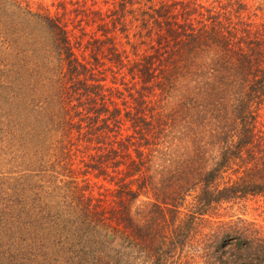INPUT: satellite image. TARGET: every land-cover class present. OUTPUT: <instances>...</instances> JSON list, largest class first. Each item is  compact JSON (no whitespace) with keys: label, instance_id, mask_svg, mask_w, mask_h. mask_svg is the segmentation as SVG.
Listing matches in <instances>:
<instances>
[{"label":"trees","instance_id":"obj_1","mask_svg":"<svg viewBox=\"0 0 264 264\" xmlns=\"http://www.w3.org/2000/svg\"><path fill=\"white\" fill-rule=\"evenodd\" d=\"M24 1L0 0V30L11 6L25 22L0 51V130L71 178L48 233L74 251L42 236L37 264H264V229L222 213L264 196V0Z\"/></svg>","mask_w":264,"mask_h":264},{"label":"rangeland","instance_id":"obj_2","mask_svg":"<svg viewBox=\"0 0 264 264\" xmlns=\"http://www.w3.org/2000/svg\"><path fill=\"white\" fill-rule=\"evenodd\" d=\"M25 1L29 2L34 10L43 4L52 11H56V5L63 0ZM25 1L24 4H26ZM66 1L71 7V1L74 0ZM14 10L15 8L11 6L2 13L0 51L5 50L4 46L11 45L15 37L14 32L18 33L17 26H13L14 21L20 22L18 28L22 31L25 29L23 19L14 18L16 16ZM10 127H5L4 131L0 130V185L5 183L10 187L8 192L11 194L10 199L14 201L16 214L14 213L12 217L13 226L8 228L3 237L4 240L0 241V244L4 242L1 250L5 254L3 261L0 251V264H37L50 254V248L53 246V252L63 253L67 248L74 251L73 238L65 237L66 234H64V244H59L57 242L60 240L59 234L48 233L50 228L53 231L60 229L62 227L60 215L69 212L68 208H64L66 204L62 202L60 180L70 181L71 178L61 175L60 173L63 172L61 168L56 169L60 173L52 172V177L46 176V169H49L52 162L58 159V150H42L44 141L40 147L34 146L29 142L30 135L27 133L29 131L27 127L21 128L19 125H14L16 128L14 132ZM141 201H147V198L142 197L138 203ZM42 204L45 221H39L38 216H35ZM224 206L226 209L222 211L223 214L241 216L256 222L264 229V196H250L235 205L231 203ZM42 236L50 240L49 245L44 249L48 255L39 252L37 239ZM38 254H41V257H38Z\"/></svg>","mask_w":264,"mask_h":264}]
</instances>
